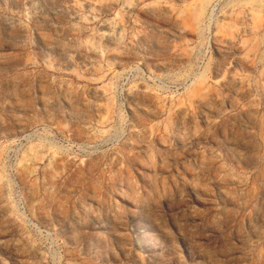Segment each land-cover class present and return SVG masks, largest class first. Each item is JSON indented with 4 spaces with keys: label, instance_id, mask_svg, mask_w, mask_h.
I'll return each instance as SVG.
<instances>
[{
    "label": "rangeland",
    "instance_id": "1",
    "mask_svg": "<svg viewBox=\"0 0 264 264\" xmlns=\"http://www.w3.org/2000/svg\"><path fill=\"white\" fill-rule=\"evenodd\" d=\"M0 264H264V0H0Z\"/></svg>",
    "mask_w": 264,
    "mask_h": 264
}]
</instances>
